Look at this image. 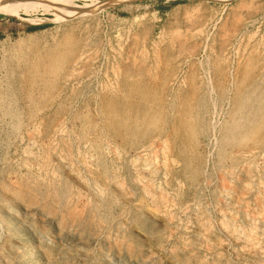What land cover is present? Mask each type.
I'll use <instances>...</instances> for the list:
<instances>
[{
  "label": "rangeland",
  "instance_id": "obj_1",
  "mask_svg": "<svg viewBox=\"0 0 264 264\" xmlns=\"http://www.w3.org/2000/svg\"><path fill=\"white\" fill-rule=\"evenodd\" d=\"M31 1L0 8V264H264V0Z\"/></svg>",
  "mask_w": 264,
  "mask_h": 264
},
{
  "label": "bare ground",
  "instance_id": "obj_2",
  "mask_svg": "<svg viewBox=\"0 0 264 264\" xmlns=\"http://www.w3.org/2000/svg\"><path fill=\"white\" fill-rule=\"evenodd\" d=\"M36 1V0H35ZM37 1H39L40 2V4L41 3H47L46 4V7H47V5L48 4H50L51 2L52 3H54L53 5H56L54 8H55V10L56 9H62V8H64L65 6H66V3L69 1V0H37ZM109 1H112V0H105V2H109ZM115 1H129V0H115ZM222 1H224V0H222ZM50 2V3H49ZM34 3H37V2H34ZM34 3H33V1H31V4H30V6H26L24 3H21V2H18V0L17 1H12V2H0V8H6V9H9V8H16L17 10L18 9H21V10H23V11H28V9H30L31 8V6L33 5L34 6ZM44 6V5H43ZM51 6V7H52ZM48 7H50V6H48ZM57 7V8H56ZM97 8V6L96 7H94L93 8V10L95 11V9ZM92 9V8H91ZM31 10V9H30ZM58 11V10H57ZM89 11V10H88ZM92 12V11H91ZM0 14H7V13H4V12H0ZM7 15H14V14H7ZM72 15H75V14H72L71 12H69L68 14H64L63 16H72ZM168 80V79H167ZM168 82V81H167ZM237 82V81H236ZM198 85V84H197ZM120 90V89H119ZM205 90V89H204ZM187 96V95H186ZM56 97V96H55ZM180 99V98H179ZM178 100V99H177ZM176 100V101H177ZM182 100V99H181ZM187 101V100H186ZM227 101V100H226ZM189 105V104H188ZM185 110V109H184ZM175 115H177V114H175ZM246 121V120H245ZM102 134V133H101ZM170 134V133H169ZM182 136V135H181ZM107 137V136H106ZM257 146V145H256ZM153 147V146H152ZM168 147V146H167ZM164 149V148H163ZM167 150V149H166ZM253 150V149H252ZM251 150V151H252ZM258 152V151H257ZM261 154H262V152H261ZM253 155V154H252ZM263 155V154H262ZM247 156V155H246ZM247 158V157H246ZM248 159V158H247ZM246 159V160H247ZM195 169V168H194ZM193 169V170H194ZM175 174V173H174ZM178 178H179V176H178ZM173 183V182H172ZM173 186V185H172Z\"/></svg>",
  "mask_w": 264,
  "mask_h": 264
},
{
  "label": "water",
  "instance_id": "obj_3",
  "mask_svg": "<svg viewBox=\"0 0 264 264\" xmlns=\"http://www.w3.org/2000/svg\"><path fill=\"white\" fill-rule=\"evenodd\" d=\"M12 1H17V0H0V2H12ZM119 1H115V0H112V1H109V2H103L104 3H110V4H113V3H117Z\"/></svg>",
  "mask_w": 264,
  "mask_h": 264
},
{
  "label": "trees",
  "instance_id": "obj_4",
  "mask_svg": "<svg viewBox=\"0 0 264 264\" xmlns=\"http://www.w3.org/2000/svg\"><path fill=\"white\" fill-rule=\"evenodd\" d=\"M29 28H34V26H30Z\"/></svg>",
  "mask_w": 264,
  "mask_h": 264
}]
</instances>
